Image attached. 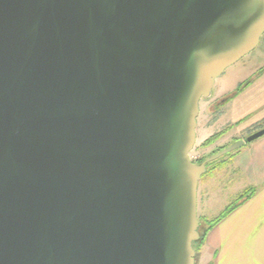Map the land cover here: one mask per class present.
<instances>
[{
  "label": "water",
  "instance_id": "95a60500",
  "mask_svg": "<svg viewBox=\"0 0 264 264\" xmlns=\"http://www.w3.org/2000/svg\"><path fill=\"white\" fill-rule=\"evenodd\" d=\"M264 0H0V264H195L199 103Z\"/></svg>",
  "mask_w": 264,
  "mask_h": 264
},
{
  "label": "crops",
  "instance_id": "0c3cea01",
  "mask_svg": "<svg viewBox=\"0 0 264 264\" xmlns=\"http://www.w3.org/2000/svg\"><path fill=\"white\" fill-rule=\"evenodd\" d=\"M251 79L236 95L225 92L204 109L199 107L197 126L207 109L217 120L228 117L226 124L235 125L227 140H244V135L264 128V69ZM231 165L241 193L255 192L207 234L195 264H264V136L239 149Z\"/></svg>",
  "mask_w": 264,
  "mask_h": 264
},
{
  "label": "rangeland",
  "instance_id": "374dc122",
  "mask_svg": "<svg viewBox=\"0 0 264 264\" xmlns=\"http://www.w3.org/2000/svg\"><path fill=\"white\" fill-rule=\"evenodd\" d=\"M262 69H264V34L261 36L258 47L253 52L228 68L216 79L210 97L202 99L199 107L204 109L207 104H210L215 99H220L225 92L234 94L240 86L249 83L253 79L251 77L254 73ZM227 118L217 120L216 113H209L207 109L200 114L196 128L197 143L190 153L191 161L195 162L201 159L204 161L237 141L225 139V136L230 135L235 128V125L226 124ZM225 124L226 126H224ZM213 136L215 137L213 142L204 145L206 140ZM248 136L244 135V139ZM237 151L207 164V171L202 175L198 184L197 217L200 222L209 223L215 220L227 208L234 205L241 194H243L238 184V176L231 165L232 157ZM201 227L202 229L204 228L202 223ZM197 257L198 252H196L195 259Z\"/></svg>",
  "mask_w": 264,
  "mask_h": 264
},
{
  "label": "trees",
  "instance_id": "16d2710c",
  "mask_svg": "<svg viewBox=\"0 0 264 264\" xmlns=\"http://www.w3.org/2000/svg\"><path fill=\"white\" fill-rule=\"evenodd\" d=\"M248 83L244 84L243 86H240L239 89L237 91H235V95L244 87L246 86ZM215 139V137H211L208 140H206V142L204 143V145H208L210 143L213 142V140ZM203 159L199 160L198 162H202ZM255 192V189H251L248 192L244 193L243 195L240 196V198L237 200V202L232 205L230 208H227L223 214L221 216H219L218 218H216L215 220L206 223V222H200L199 228H198V233H199V240L196 241L195 243H193V249L195 250V254L198 251V249L200 248V246L204 243L205 237L207 236V234L222 220L224 219L228 214H230L232 211H234L236 208H238L241 204H243L245 201H247ZM201 223L204 225V228L202 229L201 227ZM201 230L202 233H201Z\"/></svg>",
  "mask_w": 264,
  "mask_h": 264
},
{
  "label": "flooded vegetation",
  "instance_id": "af4514ba",
  "mask_svg": "<svg viewBox=\"0 0 264 264\" xmlns=\"http://www.w3.org/2000/svg\"><path fill=\"white\" fill-rule=\"evenodd\" d=\"M245 140V139H244ZM195 163H199L198 161H195ZM201 163V162H200Z\"/></svg>",
  "mask_w": 264,
  "mask_h": 264
}]
</instances>
